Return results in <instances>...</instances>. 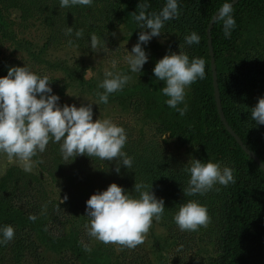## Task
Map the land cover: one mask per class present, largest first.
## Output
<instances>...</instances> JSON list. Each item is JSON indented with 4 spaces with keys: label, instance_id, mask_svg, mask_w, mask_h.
<instances>
[{
    "label": "trees",
    "instance_id": "trees-1",
    "mask_svg": "<svg viewBox=\"0 0 264 264\" xmlns=\"http://www.w3.org/2000/svg\"><path fill=\"white\" fill-rule=\"evenodd\" d=\"M97 1L93 0L92 4ZM114 1L126 15L127 24L132 29L138 28L132 12L138 13V4L144 0ZM28 2L31 5L34 3V6L39 4L34 0ZM58 2L60 0L49 2L51 14L56 7H60ZM148 2L149 12H159L166 0ZM224 2L180 0L179 18L167 21L162 29L161 36H177L176 48L180 47L190 58L203 57L207 62L206 78L198 79L190 86L185 114L180 115L168 106L159 110L158 104H151L144 81L139 85V90L143 92L139 104L149 112L147 114L152 120L164 127L169 137L176 136L194 148L198 159L208 156L213 161L234 168L235 183L227 186L217 184L203 195L185 196L183 189L188 186L190 174L184 168L171 167L150 159L147 154H133L130 151L126 152L134 158L133 167L126 169L121 166L117 177L122 175V180L130 183L137 181L150 184L153 181V186L159 182L166 183V186L171 184L174 187L170 188L166 203L173 214L181 203L192 199L207 206L210 216L208 224L212 225L217 236L213 242V252L196 264H264V171L228 130L230 127L264 164V125L256 126L250 116L251 108L264 95V0H234L236 27L230 38L224 36L222 22L209 26L211 18ZM87 7L75 5L65 9L72 16L84 19L81 15ZM3 22L4 16L0 13L1 25ZM252 28L262 31V40ZM192 31H196L201 40L199 44L188 46L184 37ZM247 33L253 39L246 42L243 37ZM209 34L216 64L221 112L218 111L214 93ZM9 66L23 64L18 60L1 59L0 76L7 75ZM152 110L158 111L157 118L161 121L153 118ZM55 154L61 155L60 144L50 141L46 151L37 153L34 159L42 161L43 157L48 162V158L53 159ZM74 158L62 162L61 168L64 170H61V176L60 171L57 174L51 170L50 163L44 165L41 162L46 174L54 178L53 185L57 182L53 189L51 182L42 178L41 173L11 169L0 178V226L10 224L15 228L14 239L0 246V264H32L27 258L37 255V260L45 258V251L56 256L55 264H77V261L81 264H118L119 258L112 259L111 254L106 256L102 250L104 245L102 249L90 247L91 252L85 251L86 246L81 240L84 229H80L78 222H85L82 216L86 213V207L84 201L76 197L78 191H83L88 196L85 200H88L95 192L105 190L114 181L116 171L111 169L108 161L97 157L80 155ZM101 178L103 180H99ZM97 181L100 182L95 183ZM65 194L68 196L66 201ZM31 215L37 219L30 220ZM82 225L85 227V224Z\"/></svg>",
    "mask_w": 264,
    "mask_h": 264
},
{
    "label": "clouds",
    "instance_id": "clouds-1",
    "mask_svg": "<svg viewBox=\"0 0 264 264\" xmlns=\"http://www.w3.org/2000/svg\"><path fill=\"white\" fill-rule=\"evenodd\" d=\"M233 2L225 0L218 15L216 13L211 18L214 23L222 22L226 38L231 37L236 27ZM92 3L93 0H60V7L90 6ZM179 4L180 0H166L159 12H149L150 4L144 0L138 4L139 12H132L141 31L137 43L125 57L131 73H142L149 60L144 46L153 37L162 35L167 21L179 18ZM74 31L76 38L83 36L82 29L74 30L72 26L67 27L66 35L71 36ZM184 39L191 46L199 44L201 37L192 31ZM98 45V37L92 35L91 48L95 49ZM206 63L205 58H190L181 49L179 52L169 50L156 62L153 73L164 84L161 92L168 97L165 101L168 107L176 109L180 115L185 114L187 90L198 79L206 78ZM116 68L117 62L113 61L111 67L104 69V78L98 83V88L103 91L97 94L98 99L83 95L90 102L81 103L78 107L74 103H60L61 98L54 93L51 87L53 80L49 75L39 74L28 63L9 66L7 75L0 76V153L6 154L10 163L18 161L24 171L31 172L38 163L33 158L37 153L45 152L52 141L60 144L65 162L72 157L87 155L117 161V174H120L121 166L131 169L134 158L124 151L128 139L125 128L110 118L93 119V103L107 104L110 94L122 91L132 81L131 75ZM92 69L90 67L84 72V80L94 77ZM67 94L81 96L73 95L68 90ZM180 104H184V108H180ZM250 116L256 126L264 125V97L258 98ZM186 165L185 171L190 174V179L187 188L183 189L185 196L203 195L217 184L227 186L235 183L234 168L219 161L193 157ZM67 199L65 194L64 200ZM165 209V200L156 196L153 183L135 182L133 189L128 190L113 182L106 190L95 192L86 201L88 234L104 244L135 248L144 243L154 220L159 221ZM29 219L35 221L37 217L31 215ZM173 219L181 231H197L210 222L207 206L195 199L181 203ZM14 237L15 228L12 225L0 226V246L8 244ZM85 251L91 252L92 249L86 246Z\"/></svg>",
    "mask_w": 264,
    "mask_h": 264
},
{
    "label": "rangeland",
    "instance_id": "rangeland-1",
    "mask_svg": "<svg viewBox=\"0 0 264 264\" xmlns=\"http://www.w3.org/2000/svg\"><path fill=\"white\" fill-rule=\"evenodd\" d=\"M27 1L0 0V13L4 16V22L2 25L0 23V60L6 58L18 60L23 65L28 63L39 74L49 75L53 80L51 87L54 93L61 98L60 103L69 105L74 103L78 107L81 103L90 102L83 95L94 100L98 99L97 94L103 91L98 88V83L104 78V69L111 67L112 62L116 61V70L131 75L132 81L122 91L110 94L107 104L93 103V119L110 118L125 128L128 139L124 151H130L133 154H147L150 159L179 169H185L191 158L198 159L197 151L194 148L176 136L169 137L164 132V127H160L159 122L152 120L147 114L149 112L139 104L143 95L141 89L139 90L141 87L139 85H142L144 81L145 86L148 87V97L152 100L151 104H158L159 110L167 106L165 101L168 97L161 92L164 84L156 79L153 68L156 62L169 50L179 52L180 49L175 47L177 36L173 34L153 37L144 46L149 54V60L144 65L142 73H131L125 57L128 50L131 51L132 46L137 43L141 30L132 29L127 24L126 15L122 13L118 3L114 0H98L91 4L92 7L88 6L81 15L84 19L72 16L71 12L61 7H56L51 14L49 3L51 0H34L39 3L37 6H34V3L31 5ZM58 4L60 3L58 2ZM68 26H72L74 30H85V33L80 38H76L75 31L71 36L66 35ZM252 29L259 35L262 32L256 28ZM250 33L243 37L246 42L253 39L250 37ZM92 35H96L99 39V45L95 49L91 48ZM260 37L262 40L263 37L261 35ZM90 67L93 68L95 75L84 80L83 74ZM67 90L73 95L81 96H70L67 94ZM190 91L191 87L187 90L186 99L190 95ZM183 105L180 104L179 107L182 108ZM151 114L154 116L153 118L158 119V111L152 110ZM158 120L161 121V119ZM206 157L202 160L210 159L208 156ZM41 162L44 165L50 163L51 170L56 171L57 174L60 171L59 176H61L63 174L61 170H64L61 165L65 161L59 154H55L53 159L49 157L48 162H45L42 157V161H38L34 169L28 172L41 173L42 178L45 177L51 182L53 189L57 182L53 185L54 178L52 176L50 178L46 174L45 167L43 164L41 166ZM115 163L117 161H108L111 169H115ZM11 169L24 171L18 161L10 163L6 154L0 153V178L4 177ZM117 176L116 173V176L113 177L114 181L111 183L115 182L130 190L137 182L132 183L131 181L130 183L124 178L122 180V175ZM172 187L174 186L171 184L166 186L164 182L156 183L153 186L156 196L165 200L166 209L159 221L154 220L144 243L135 248H126L111 243V245L104 244L90 237L88 234L89 218L86 213L83 215L84 217L82 216V220L85 222H78L80 229H84L82 243L87 247L100 249L104 245L105 248L102 250L106 256L111 254L112 259L118 260L119 258L118 264H196L204 260L214 250L213 242L216 240V232L210 224L200 227L197 231H181L178 228L173 219L175 214L166 203ZM76 197L84 201L86 207L87 194L84 195L83 191H78ZM82 224H85V227ZM41 249L44 251L43 248ZM43 255L45 258L40 257L39 260L35 258L38 255L27 259L32 264H55L56 256L53 253L45 251ZM76 263L81 264L78 261Z\"/></svg>",
    "mask_w": 264,
    "mask_h": 264
},
{
    "label": "water",
    "instance_id": "water-1",
    "mask_svg": "<svg viewBox=\"0 0 264 264\" xmlns=\"http://www.w3.org/2000/svg\"><path fill=\"white\" fill-rule=\"evenodd\" d=\"M215 14L213 16H215ZM217 15H218V13H217ZM213 23L214 22H212V20H211L209 26L211 27L213 25ZM208 47H209V52L211 55V69H212V75H213L214 93H215V97H216L218 111L221 112L220 111V108H221L220 94H219V87H218V82H217V71H216V64H215V59H214V55H213V48H212V41H211V35L210 34L208 35ZM228 130H229L230 134L235 138L236 142L247 153V155L250 158H252L260 166V168L264 171V164L262 163V161L252 151H250L247 148V146L241 141V139L235 134V132L230 127H228Z\"/></svg>",
    "mask_w": 264,
    "mask_h": 264
}]
</instances>
